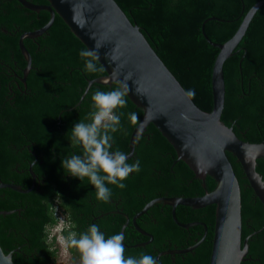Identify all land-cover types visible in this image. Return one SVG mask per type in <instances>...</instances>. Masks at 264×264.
<instances>
[{
	"label": "trees",
	"instance_id": "trees-1",
	"mask_svg": "<svg viewBox=\"0 0 264 264\" xmlns=\"http://www.w3.org/2000/svg\"><path fill=\"white\" fill-rule=\"evenodd\" d=\"M28 1L47 4L46 0ZM114 1L129 21L139 27L185 92L194 91V96H188L204 111V61L213 52L215 58L218 51L210 42L223 43L229 39L248 8L258 0ZM47 19L45 10L34 12L16 0H0V182L26 189L31 184L30 164L35 174L33 187L27 192L0 188V210H13L0 215V247L4 253L11 251L14 264L53 261L55 249L47 243L46 229L56 221L52 214L54 205L66 215L65 237L69 231L85 232L95 216L94 224L107 238L118 234L124 221L115 211L131 217L154 198L200 196L215 184L206 176L203 181L195 178L182 161L176 160L172 147L152 124L136 138L128 157L129 164L139 161L140 171L129 174L123 181L126 185L123 189L107 185L112 191L107 203L96 199V190L87 178L80 181L65 174L61 159L81 154L79 148L70 145V129L79 121L88 122L92 111L90 98L95 91L118 86L91 83L83 94L87 81L105 72L84 71L79 52L86 48L54 14L44 33L22 40L29 53L30 69L26 90H18L16 82L22 86L17 77L25 66L17 46L18 36L38 29ZM96 64L103 69L97 61ZM222 74L224 99L220 121L230 126L239 139L264 143V5L254 12L231 55L222 63ZM125 99L127 106L115 110L123 115L121 130L112 134L111 148L124 154L128 151L130 132L141 116V110ZM129 113L137 114L135 124L130 122ZM255 171L264 183V158L256 159ZM233 172L240 192V238L248 236L247 251L239 264H264V206L254 196L243 173ZM155 207L153 216L157 225L149 220L140 223L154 237L152 242L127 248L126 244L144 238L133 239L124 230L125 257L138 258L142 254L154 257L155 245L158 250L163 249L160 245L165 241L179 248L188 246L203 234V224L204 236L191 252L183 255V264H207L213 204L196 209L176 205L174 215L179 222H199L188 229L173 222L169 206L158 203ZM158 207H163L162 211L158 212ZM147 213L149 210L139 218L147 219ZM188 232L190 240H185ZM70 251L73 257H79L75 249ZM158 263L169 264V256H160Z\"/></svg>",
	"mask_w": 264,
	"mask_h": 264
},
{
	"label": "water",
	"instance_id": "water-1",
	"mask_svg": "<svg viewBox=\"0 0 264 264\" xmlns=\"http://www.w3.org/2000/svg\"><path fill=\"white\" fill-rule=\"evenodd\" d=\"M16 1L28 10H45L48 13V19L41 27L24 31L18 36L17 46L25 61L22 81L30 68L29 53L22 40L44 33L56 14L86 49L94 50L96 43L101 44L97 62L105 74L88 80L83 94L91 83H115L119 87L127 77H131L126 81L130 89L126 97L141 110V116L130 132L127 157L132 154L136 138L148 124H152L170 144L176 160L182 161L195 178L203 181L206 176L215 183L210 191L200 196L152 199L132 216V222L149 206L161 202L170 207L173 222L186 228L196 223L183 224L177 221L174 215L176 205L196 209L213 204V228L207 264H239L247 251L248 236L242 240L240 238V192L233 170L243 173L254 196L264 206V183L261 175L255 171L256 159L264 158V143L243 141L230 126L220 121L224 99L222 63L231 55L249 20L257 8L264 5V0H258L248 8L229 39L223 43L210 42L218 51L215 58L213 52L204 61V111L193 103L151 48L139 27L129 21L114 0H46L47 4ZM29 174L31 184L26 189L18 184L1 182L0 188L27 192L33 187L35 178L31 170ZM11 212L13 210H0V215ZM123 217L126 223L128 218L125 214ZM123 226L119 233H122ZM202 226L203 234L199 241L205 232ZM0 264H14L11 251L4 253L0 247Z\"/></svg>",
	"mask_w": 264,
	"mask_h": 264
},
{
	"label": "clouds",
	"instance_id": "clouds-1",
	"mask_svg": "<svg viewBox=\"0 0 264 264\" xmlns=\"http://www.w3.org/2000/svg\"><path fill=\"white\" fill-rule=\"evenodd\" d=\"M83 27V24H81ZM100 43L95 44L94 50H81L80 58L84 61V71L95 73L98 69V49ZM108 91L97 90L91 95V109L88 122L79 121L70 129V145L73 149L79 148L81 154H72L61 159V168L64 173L78 178L80 181L88 179L89 184L96 190V199L107 203L112 191L107 185H115L123 189V183L130 173L139 172V161L129 164L126 154L119 150L111 151L113 133L121 130V116L118 108L127 106L125 97L129 93L126 83ZM139 90L137 89V92ZM194 96V91L188 92ZM130 122L135 124L136 113H129ZM123 233L105 237L96 224L80 234L69 231L66 237H61L60 244L65 254L69 249L79 253L80 264H157L152 255L142 254L140 257H125Z\"/></svg>",
	"mask_w": 264,
	"mask_h": 264
},
{
	"label": "flooded vegetation",
	"instance_id": "flooded-vegetation-1",
	"mask_svg": "<svg viewBox=\"0 0 264 264\" xmlns=\"http://www.w3.org/2000/svg\"><path fill=\"white\" fill-rule=\"evenodd\" d=\"M1 31L2 32H6V30L5 29H1ZM24 46V45H23ZM19 50V49H18ZM20 53V52H19ZM21 55V54H20ZM9 58L12 60V61H14L13 60V57L12 56H9ZM24 60V59H23ZM24 68V67H23ZM22 68V69H23ZM30 69V68H29ZM29 72V71H28ZM28 74V73H27ZM27 74H26V76H27ZM26 76H25V78H24V81H22V70H21V76H18L17 78H18V81H19V83H21V86L22 87H20V85H18V83L16 82V84H17V88H18V90H20V89H22V91L24 92L25 90H26ZM10 81H13V79H10ZM29 170H31V164L29 165V167H28V172H29ZM32 171V170H31ZM34 174V173H33ZM35 175V174H34ZM35 179V178H34ZM33 184H34V182H33ZM164 197V196H163ZM155 199V198H154ZM149 202V201H148ZM147 203V202H146ZM159 203H161V202H159ZM155 204H158V203H154V204H152L151 206H153L152 208H150L151 206H149L146 210H145V212L147 211V210H149V213H147L148 214V217H147V219H145V218H139L142 214H144L145 212H143L142 214H140L138 217H136L135 218V220H134V223L132 222V216L135 214H133L131 217H129L128 215H126L127 216V218H128V220H127V222L125 223V218L123 217V215H124V213H122V212H119V211H115V212H117V213H119L122 217H123V219H124V221H123V223L121 224V226L124 224V226H123V231H122V233L124 234V230L126 231L125 233H126V235L128 236V234L130 235V237H132L133 239H138V238H140V237H143L144 239L142 240V241H138V242H134L133 244H131V243H128V244H126V247L127 248H129V247H143V246H145V245H148V244H150L151 242H152V240H153V236H152V234L151 233H149V232H147L146 230H144L141 226H140V223H147L146 221L147 220H149V221H151V222H154L155 223V225H157V223H158V220H157V218L155 217L154 218V216H153V212L155 211V208L158 206H156L155 207ZM164 206H168V205H165V204H163ZM160 206H162V205H160ZM55 207L57 208V210H59V216L61 215L62 216V218L64 219V221L66 222V224H68V221H67V219H66V215H65V213L64 212H62V209L58 206V205H54L53 207H52V214L55 216V218L57 219V218H59V216L58 215H56V213H55ZM142 208V207H141ZM140 208V209H141ZM154 208V209H153ZM162 209H163V207L162 208H159L158 207V212H159V210L160 211H162ZM138 212V211H137ZM96 218L97 217H95V216H92V218H91V220H90V222H91V225L92 224H94V223H96ZM55 219V220H56ZM178 221V220H177ZM55 223H56V221H55ZM55 223H53L52 225H54ZM180 223H185V224H189V223H196V224H193V225H197L199 222H197V221H190V222H180ZM52 225H49V226H47V228H49L50 226H52ZM193 225H188L185 229H188L190 226H193ZM202 225V224H201ZM121 226H120V228H121ZM178 226V225H177ZM178 227H180V226H178ZM181 228H183V227H181ZM119 231H120V229H119ZM64 230L62 229V231H61V233H62V235H63V237H65V235H64ZM119 233V232H118ZM202 236V235H201ZM201 236L199 237V239L201 238ZM190 240L189 239V232L187 233V238L185 239V240ZM199 239L198 240H195L192 244H190V245H188V246H184V247H181V248H179V247H176V245H174V244H170L169 243V241H165V242H163V243H161V247H164L163 249H160V250H158L159 248H157V246L155 245V248H154V251H155V256H157L158 255V257H157V259L160 257V256H162V255H167V256H169V264H183V263H185V257L183 256V255H185V254H187L188 252H191V250H192V248L191 249H189V250H187V248H189V247H191V246H193L195 243H197V244H199ZM47 240V239H46ZM185 240H183V241H185ZM48 243V242H47ZM194 248V247H193ZM55 249V254H56V248H54ZM67 260L69 261H73V262H79L80 263V257H73V255H72V252L70 251V249L68 250V252H67ZM155 256H154V258H155ZM176 256H179L178 258H176ZM157 261V260H156ZM208 263V262H207ZM158 264H160V263H158Z\"/></svg>",
	"mask_w": 264,
	"mask_h": 264
},
{
	"label": "rangeland",
	"instance_id": "rangeland-1",
	"mask_svg": "<svg viewBox=\"0 0 264 264\" xmlns=\"http://www.w3.org/2000/svg\"><path fill=\"white\" fill-rule=\"evenodd\" d=\"M55 213L59 216V210L55 207ZM64 225L66 222L60 215L59 218L56 219V223L49 228L46 229L47 232V242L50 244L51 248H56V254L53 261L49 264H80L79 262H73L67 260V255L65 254L62 246L60 244L61 237H63L61 231L65 229Z\"/></svg>",
	"mask_w": 264,
	"mask_h": 264
}]
</instances>
